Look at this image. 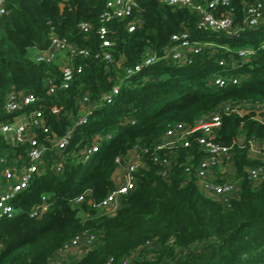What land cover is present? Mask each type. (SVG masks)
<instances>
[{
    "label": "trees",
    "instance_id": "16d2710c",
    "mask_svg": "<svg viewBox=\"0 0 264 264\" xmlns=\"http://www.w3.org/2000/svg\"><path fill=\"white\" fill-rule=\"evenodd\" d=\"M106 1L6 0L7 13L0 18V123L19 113L4 108L9 92H33L40 98L51 133L37 131L48 146L40 172L12 200L15 216L0 219V264H51L52 260L59 264H264V180L255 182L249 173L264 165V158L248 151L249 141L264 142V114L257 119L247 106L264 101V49L260 48L264 21L230 36L199 29L198 14L189 8L172 7L165 0H136L130 16L108 23L113 42L108 49L114 62H107L96 57L101 51L100 16ZM251 1L231 0L238 23ZM219 9V14L229 10ZM133 21L136 29L130 32ZM81 22L89 23L90 29H81ZM51 25L71 45L89 51L71 58V65H81L82 71H75L68 87L63 86L62 70L69 59L67 51L53 63L38 62L31 52L49 45ZM184 30L214 45L195 55L191 64L162 58L125 77L126 68L140 63L147 51L163 54L171 35ZM242 47L257 52L248 62L239 61L237 68L218 65L220 57L236 59ZM219 75H233L239 81L219 86L214 82ZM50 82L55 87L52 94ZM118 82L121 89L113 102L103 103L102 94ZM85 94L96 107L86 124L74 127L82 113L79 99ZM53 106L61 109L59 114ZM215 113L222 121L212 137L231 147V158L212 167L210 179L236 186L234 192L220 196L207 194L200 186L197 168L207 152L196 138L198 133L189 136V146L155 147L170 125L180 122L190 127ZM72 127L70 144L63 150L53 147L49 138ZM97 137L99 151L83 160V149ZM27 147L10 143L0 131V181L5 167L26 162ZM134 147L142 153L136 188L121 196L116 212L107 213L98 204L119 184L111 179L119 166L116 159L126 160ZM166 158L170 162L164 166L161 160ZM58 161L63 162L59 171ZM230 164L233 172L226 170ZM164 167L166 175L161 174ZM84 193L82 202H74ZM43 196L48 197L49 209L31 216ZM85 230L95 234L93 245L77 247L82 250L79 256L77 248L59 253Z\"/></svg>",
    "mask_w": 264,
    "mask_h": 264
},
{
    "label": "built area",
    "instance_id": "2783aa9c",
    "mask_svg": "<svg viewBox=\"0 0 264 264\" xmlns=\"http://www.w3.org/2000/svg\"><path fill=\"white\" fill-rule=\"evenodd\" d=\"M170 6L186 7L198 14V28L215 33H225L226 35H237L247 28L258 26L264 21V0H252L245 9V15L241 23L236 21L234 8L230 7L231 0H165ZM137 6L136 0H107L106 8L101 13V26L99 28V37L101 42V51H98L96 57H102L107 62H114V55L108 48L113 42L109 38L108 23L114 18H125L132 14L134 7ZM226 7L229 10L219 14L220 7ZM230 7V8H229ZM7 13L6 0H0V18ZM136 22H130L128 30L130 32L136 29ZM81 29L88 31L90 24L87 22L80 23ZM214 45L208 41H200L191 37L189 31L184 30L171 35V42L166 46L164 53L147 51L143 60L134 67H127L125 77H131L140 72L143 68L157 63L162 58H170L183 64H191L194 56L201 53L206 47ZM226 48V47H225ZM264 49V41L260 45ZM38 52L35 59L38 62L53 63L58 60L62 52L69 53V59L64 61L62 66L64 87H68L70 81L74 77V73L81 72L82 66L75 68L71 65V58L77 55H89V51L84 48H78L71 45L67 37L61 36L55 27L51 25L49 35V45L43 49L37 48ZM229 50V48H227ZM257 52L256 48L242 47L238 50V57L228 59L220 57L218 65L225 69H234L239 67V61L246 63ZM239 80L233 75H219L215 79V84L224 86L229 82L237 83ZM121 82L115 83L111 90L102 94L103 103H112L115 96L120 92ZM55 92V87L51 85L49 93ZM81 106V115L75 122L74 127L86 124L89 117L93 114L96 107L95 102H91L89 95L85 94L79 99ZM252 110H261L264 108L263 102H254L247 105ZM4 108L6 111L14 113L19 112L12 121L0 123V131L5 136L7 141L12 144H27L26 162L19 166L5 167L2 174L6 179V186L0 189V219H10L16 214V209L12 200L18 193L27 188L33 179L34 175L40 172V164L43 161V155L48 146L45 142L39 139L37 131L43 134L51 133V128L44 120L43 106L40 103V98L33 92H18L11 91L7 95ZM58 106H53L52 111L56 114L60 113ZM221 115L215 113L210 116L199 118L196 123L187 127L184 123H176L170 125L164 133L163 138L155 145L156 150L173 149L182 144L189 146L191 144L189 136L197 134L199 144L206 150L207 158L202 160L197 168V176L200 180V186L207 194L220 196L227 193H232L235 190V184L231 182L217 183L211 180V168L217 164L228 161L231 158V147L223 145L213 139L214 131L221 125ZM74 133V128H69L63 135L49 138V142L58 150L65 149L71 142ZM110 137V135H109ZM249 153L251 155L264 158V142L249 141ZM100 139L95 138L92 143L85 146L82 151V159L88 160L91 155L100 149ZM4 159H2L3 161ZM160 161L159 156L154 159ZM121 167V174L117 177L118 185L111 189L105 198L98 206L107 213H114L119 207L121 196L129 193L136 188L137 172L142 166V153L140 147H134L129 157L122 160L120 157L116 159ZM169 159L161 160V164L166 166ZM56 170H61L63 162L58 161L55 164ZM189 170V168H188ZM250 176L255 182L264 180V165L253 167L249 170ZM162 175L167 174V169L164 167L161 170ZM85 199V193L74 199V202L79 203ZM50 207V202L47 196H43V203L40 207L31 211V216H39L47 212ZM96 240L95 234L90 230H85L81 235L76 236L70 243L65 244L59 250V253L66 254L81 245L91 246ZM59 261V260H58ZM51 264H59L52 260ZM125 264H129L125 261Z\"/></svg>",
    "mask_w": 264,
    "mask_h": 264
},
{
    "label": "water",
    "instance_id": "95a60500",
    "mask_svg": "<svg viewBox=\"0 0 264 264\" xmlns=\"http://www.w3.org/2000/svg\"><path fill=\"white\" fill-rule=\"evenodd\" d=\"M64 6V3L61 4V8H63ZM251 110H241V113L242 114H248L250 113ZM255 114H256V118L257 119H262L263 118V114H264V108L261 109V110H256L255 111ZM121 174V167H116V169L113 171L112 175H111V179L113 181H117V177ZM90 202L92 203V201L90 200Z\"/></svg>",
    "mask_w": 264,
    "mask_h": 264
},
{
    "label": "crops",
    "instance_id": "0c3cea01",
    "mask_svg": "<svg viewBox=\"0 0 264 264\" xmlns=\"http://www.w3.org/2000/svg\"><path fill=\"white\" fill-rule=\"evenodd\" d=\"M32 49L34 50L33 54H36L38 52L37 48H32ZM2 176H3V174H2ZM6 184H7L6 179L3 176V181H0V189H3L6 186ZM72 250H75V249H72ZM75 253H77L78 256L80 255L79 248H77V250H75Z\"/></svg>",
    "mask_w": 264,
    "mask_h": 264
},
{
    "label": "rangeland",
    "instance_id": "374dc122",
    "mask_svg": "<svg viewBox=\"0 0 264 264\" xmlns=\"http://www.w3.org/2000/svg\"><path fill=\"white\" fill-rule=\"evenodd\" d=\"M31 52L33 53L34 52V50L33 49H31ZM233 166L230 164L228 167H226V170L228 171V172H233ZM222 171H225V168L223 167V168H221V172ZM82 252V250H79V253H81Z\"/></svg>",
    "mask_w": 264,
    "mask_h": 264
}]
</instances>
